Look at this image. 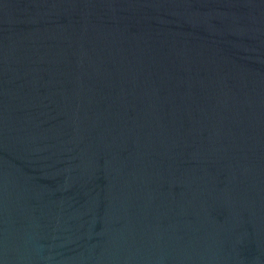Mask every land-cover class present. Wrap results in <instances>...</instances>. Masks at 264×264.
I'll return each mask as SVG.
<instances>
[{
  "label": "water",
  "instance_id": "obj_1",
  "mask_svg": "<svg viewBox=\"0 0 264 264\" xmlns=\"http://www.w3.org/2000/svg\"><path fill=\"white\" fill-rule=\"evenodd\" d=\"M0 264H264V0H0Z\"/></svg>",
  "mask_w": 264,
  "mask_h": 264
}]
</instances>
